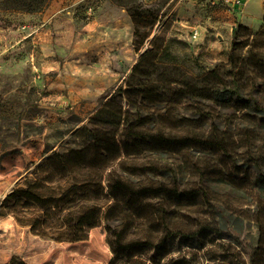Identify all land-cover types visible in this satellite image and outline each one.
<instances>
[{"label": "rangeland", "instance_id": "1", "mask_svg": "<svg viewBox=\"0 0 264 264\" xmlns=\"http://www.w3.org/2000/svg\"><path fill=\"white\" fill-rule=\"evenodd\" d=\"M25 1L39 6L0 0V264H264V118L246 102L175 95L178 117H154V148L120 128L115 175L131 189L112 187L108 158L78 133L113 136L90 118L153 40L181 77L214 69L230 86L228 61L247 58L264 30V0ZM258 73L244 89L264 107ZM159 85L157 101H169ZM14 189L42 200L3 201ZM75 232L83 239L69 241Z\"/></svg>", "mask_w": 264, "mask_h": 264}, {"label": "trees", "instance_id": "2", "mask_svg": "<svg viewBox=\"0 0 264 264\" xmlns=\"http://www.w3.org/2000/svg\"><path fill=\"white\" fill-rule=\"evenodd\" d=\"M20 2H22L20 4L27 10H34L39 6L37 3L31 1L20 0ZM237 32V29H233L231 41L232 48H235L237 44ZM150 33L149 31L143 39H147ZM261 35H264V30H261L251 39L248 46L247 58L234 60L231 55L228 61L230 69L227 71V73L231 75L230 86L223 82L221 75L214 69L208 71L202 78L181 77L182 74L179 73L180 70L177 65L171 64L168 66L157 62L158 51L154 48L153 40L149 48L140 54L126 79L116 87L109 98L103 102L100 108L90 118L91 123L94 125H100L101 127L111 125L115 129L112 134L113 136L110 138L103 134L100 135L99 131L87 127H81L78 130V133L85 134L84 144H88V148H92L96 153H102L108 158L107 166L110 168L108 178L110 182L112 181V183H110L112 187H128L131 189L122 178L115 175L117 171L116 168L121 166L124 162L123 159H120L122 145L117 141L115 133L121 128L122 135L132 137L135 140L140 139L154 148V133L156 135L164 133L162 130L154 131V117L155 119L159 117L164 118L174 112L178 117V107H175L174 101L175 95L186 96L187 99L190 100L189 103L194 102L195 99H199V101L206 99L216 104L229 103L232 99L241 100L246 102L248 106H251V108L259 114V116L264 118V107L259 105L254 95L250 94V92L246 93L244 89L247 80L252 79L256 81L260 79L258 72L264 68V52H262V50L264 51V40L259 41V36ZM134 36V48L136 52H139L143 42L138 43L135 40L137 31H135ZM257 45H261L262 50L254 49ZM159 68L169 70V76L167 78H162L161 73L158 71ZM154 75L157 76V79H154ZM159 84H165L164 86H167L168 90H172V98L169 101H157L160 97H164L162 93H159L164 89L160 88ZM177 85L179 89L172 87ZM167 98L168 96H166V99ZM155 105L157 109H154ZM192 108L195 111H193V114L197 115L198 118L204 116L211 117L210 108H205L204 111L197 107ZM177 125H179L178 129L185 128L183 122L174 123V126ZM192 140H194V138H192ZM107 146L113 147L117 152L113 160L110 159ZM259 181L264 182V178L261 177ZM78 186V184H72L67 190H75ZM16 195L38 202L42 200L37 193L29 189H14L4 197L3 201L12 199ZM53 208L56 210L59 208V205L56 204ZM96 223V219L92 218L88 223V227H93ZM81 239H83L82 236L80 237L76 232L68 238L69 241ZM16 264L26 263L21 261Z\"/></svg>", "mask_w": 264, "mask_h": 264}]
</instances>
